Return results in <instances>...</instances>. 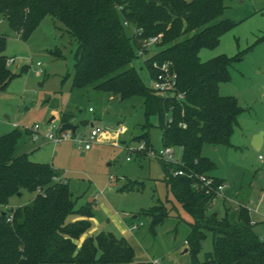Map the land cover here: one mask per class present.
I'll list each match as a JSON object with an SVG mask.
<instances>
[{
    "label": "trees",
    "instance_id": "1",
    "mask_svg": "<svg viewBox=\"0 0 264 264\" xmlns=\"http://www.w3.org/2000/svg\"><path fill=\"white\" fill-rule=\"evenodd\" d=\"M226 1L0 0V18L23 41L48 16L64 25L78 44L71 91L92 88L121 100L142 97L147 122L143 133L131 141L152 146L149 121L151 116L159 117L165 146L182 148L180 164L163 163L174 198L193 218L186 221L190 264H264V240L255 230L250 208L225 200L223 215L212 211L217 194L200 180L206 175L216 184L224 181L211 174L216 164L203 149L206 144L229 145L244 110L237 98L222 95L219 86L230 80L231 65L252 46L234 56L221 54L206 61L200 57L202 49L217 48L221 37L237 25L222 18ZM127 20L130 27L124 25ZM140 28L141 32L135 31ZM159 35L161 49L146 58V64L154 74L153 61H170L178 89L186 94L184 100L157 93L131 66L139 44ZM7 42V35L1 33L0 90L16 76L7 63ZM73 117L63 111L60 122H72ZM28 134V129L15 128L0 135V205H9L19 192L35 193L30 203L0 213V264H155L137 261L129 241L112 232L88 235L79 243L92 228L93 204L77 207L79 197L68 180H60L66 178L59 169L33 161L29 153H17ZM179 168L185 175L174 174ZM142 214L151 218L153 234L170 217L162 204ZM210 236L212 248L201 260Z\"/></svg>",
    "mask_w": 264,
    "mask_h": 264
},
{
    "label": "rangeland",
    "instance_id": "2",
    "mask_svg": "<svg viewBox=\"0 0 264 264\" xmlns=\"http://www.w3.org/2000/svg\"><path fill=\"white\" fill-rule=\"evenodd\" d=\"M226 5L222 18H229L237 25L222 36L219 50L234 56L252 48L231 65L230 80L219 86L222 95L234 96L244 109L230 144H206L203 149V154L216 164L211 174L223 178L226 185L211 210L223 215L225 200L246 204L256 223V232L263 237L264 39L259 40L264 36V0H227ZM1 33L8 37L5 54L14 58L10 69L16 76L6 89L0 90V135L35 124L45 131L52 123H59L65 111L74 115L72 122L78 125L79 138L88 139L92 124L102 128L105 134L124 126L126 130L119 140H126L133 147L139 145V141L131 139L143 133V124L147 122L143 98L121 100L92 88L71 91L78 44L61 22L48 16L29 40L23 41L0 18ZM159 49L160 46H153L145 56L138 55L131 63L148 87L152 86L153 79L146 58ZM210 51L214 49L203 50L201 56L205 58ZM38 62L42 63L41 74L36 71ZM51 109L56 112L51 114ZM83 120H88L89 124L81 125ZM149 122L151 145L160 151L165 147L160 119L157 115L151 116ZM31 135L29 131L19 142L17 153H29L33 161L49 163L59 169L75 197H79L77 207L87 202L93 204L92 228L97 226L126 238L138 258H157L160 264L161 258L171 259L176 264L190 262L189 256L180 254V245L189 231L186 221L193 218L174 198L166 182L162 160L136 155L128 160L130 153L125 145L105 138L85 148V143L72 139L56 145L43 136L34 140ZM173 148L176 158L181 160L182 148ZM34 197L35 193L29 191L15 195L9 205H0V213L28 204ZM159 204L168 209L170 217L153 234L151 218L142 212ZM135 215L138 217L134 218ZM136 223L143 225L134 228ZM122 229L126 231L123 233ZM211 240L210 236L204 242L205 250L212 248Z\"/></svg>",
    "mask_w": 264,
    "mask_h": 264
},
{
    "label": "built area",
    "instance_id": "3",
    "mask_svg": "<svg viewBox=\"0 0 264 264\" xmlns=\"http://www.w3.org/2000/svg\"><path fill=\"white\" fill-rule=\"evenodd\" d=\"M124 25L130 27L131 23L127 20L124 21ZM135 31L141 32L142 29H135ZM161 35L159 36H153L148 39H144L138 49L137 53L138 55L145 56L146 53L152 48L153 46H156L161 41ZM14 58H9L7 63L10 67L14 63ZM37 66L39 69H36L38 74L42 73V69L40 68L42 66L41 62H38ZM151 68L154 71V74H152L153 84L151 88L156 91L157 93L166 96V97H174L178 100H184L185 99V93L180 91L178 89V76L177 73L172 68V63L170 61H164V62H158L153 61ZM90 110H93L91 108ZM172 118L168 117V122H172ZM16 127L19 124H14ZM62 124L61 122L57 123L54 122L51 124V127L47 128L45 131L41 130V126L39 124H35L32 127H26L24 129H28L32 133V138L34 140L39 139L41 136L47 138L49 141L53 142L54 144L58 145L61 144L63 141L66 140H75L77 143H85V148H89L91 144L95 142H99L105 138L106 140H109L111 143H120L119 140L125 132L124 126L120 127L117 131L112 133H106L104 130L100 127H96L94 124H92V129L89 134L88 139L79 138L77 136L76 132H72L71 130L61 131ZM183 127H186V125H183ZM56 130V132H54ZM126 148H128L130 155L128 156V160H132V155H136L139 157H155L163 162L170 163V164H180L181 160H178L176 158V151L172 146H165L164 149L160 151H156L153 149L152 146L147 145L146 141H139V145L137 147H133L130 143L123 144ZM175 175H185V171L181 168L174 171ZM122 179V178H121ZM60 180H63V182L66 181V179L61 178ZM200 180L202 181L203 185L208 187L209 189H213L214 192H216L217 197H220L223 195V191L226 188L225 181L220 182L216 184L214 178L206 175L200 176ZM215 185V186H214ZM216 200V199H215ZM9 219H12V215L9 217ZM143 225V223L135 224L134 228H138L139 226ZM262 240H264V236L261 237ZM155 264H160V261L158 259L154 260Z\"/></svg>",
    "mask_w": 264,
    "mask_h": 264
},
{
    "label": "crops",
    "instance_id": "4",
    "mask_svg": "<svg viewBox=\"0 0 264 264\" xmlns=\"http://www.w3.org/2000/svg\"><path fill=\"white\" fill-rule=\"evenodd\" d=\"M222 38V37H221ZM220 43H221V40H220ZM203 50H205V49H202L201 50V52H200V57H201V59L203 60V61H206V60H208V59H211V58H213V57H215V56H218V55H221V54H225V53H222L220 50H219V48L217 47L216 49H214V51L213 52H208V53H206V55H205V58H203L202 56H201V53H202V51ZM210 50H213V49H210ZM227 55V54H226ZM148 66V65H147ZM149 68V67H148ZM149 70H150V68H149ZM150 73H151V75H152V72H151V70H150ZM51 111V114L53 113V112H56V109H51L50 110ZM32 136V135H31ZM123 141V140H122ZM124 141H126V140H124ZM225 181V180H224ZM236 201V200H235ZM234 202V201H233ZM136 217H138V215H135L134 216V218H136ZM93 219V218H92ZM101 231H103L102 229H100L99 227H97V226H95V227H93L88 233H86V234H84L83 236H82V238L80 239V241H79V243H81L88 235H96V234H98L99 232H101ZM126 230L125 229H122V232L124 233ZM187 235V234H186ZM185 239H186V237H185ZM184 239V241H183V243H182V245H180V254L184 257V256H189V258H190V255H189V253H188V251L187 252H185V250L186 249H188V245H187V243H186V240ZM211 243H212V240H211ZM205 247V246H204ZM210 249V248H209ZM207 251H209V250H203V252L200 254V259L201 260H203L204 259V254H205V252H207ZM186 253V254H185ZM183 254H185V255H183ZM157 258H154V259H152V258H148V257H144V258H138V257H136V260L137 261H144V260H156ZM163 261H161V264H176V263H174L173 261H171V259H169V260H165V259H163V258H161ZM187 264H190V262L189 263H187Z\"/></svg>",
    "mask_w": 264,
    "mask_h": 264
},
{
    "label": "water",
    "instance_id": "5",
    "mask_svg": "<svg viewBox=\"0 0 264 264\" xmlns=\"http://www.w3.org/2000/svg\"><path fill=\"white\" fill-rule=\"evenodd\" d=\"M89 124V121L88 120H83L81 121V125L83 126H87ZM78 129V125L73 123V122H66V123H63L62 124V127H61V131H66V130H71L72 132H76ZM121 144H126V141H121ZM23 193L22 192H19L17 195L18 196H21ZM5 214V212L3 213ZM188 249L185 250V252H187Z\"/></svg>",
    "mask_w": 264,
    "mask_h": 264
}]
</instances>
